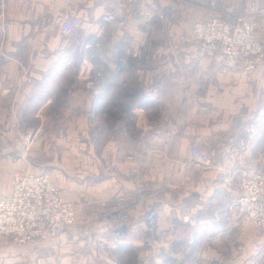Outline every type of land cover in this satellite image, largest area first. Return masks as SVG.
<instances>
[{
  "label": "crops",
  "instance_id": "0c3cea01",
  "mask_svg": "<svg viewBox=\"0 0 264 264\" xmlns=\"http://www.w3.org/2000/svg\"><path fill=\"white\" fill-rule=\"evenodd\" d=\"M106 1L0 0V138L23 139L20 126L29 116L38 125L32 137L44 134L50 111L67 101L66 119L71 116L80 132L93 118L103 124L97 128V168L110 180L102 181L90 200L109 204L127 200L136 188L129 172L140 165L147 194L159 201L157 226L149 231L139 226L151 204L147 200L132 213L138 229H128L122 238L115 237L111 221L102 217L103 208L101 212L81 208L80 215L101 229L95 233L99 250L117 253L141 230L144 235L156 234L165 253L162 264H264V231L235 214V186L225 184L216 170L226 165L234 183L244 173L259 170L262 159L254 156L264 151V66L252 74L242 70L219 74L211 56H199L192 27H187L192 20L177 17L174 22L166 16L157 51L152 50L154 45L136 51L139 38L150 30L138 23L106 45L116 58L127 61L128 68L121 85L94 96L81 85L80 70L69 67L72 52L66 46L81 38L63 39L56 19L75 11L87 20L86 33L99 35ZM200 3L205 7L206 2ZM194 10V19L208 14L206 9ZM259 38L264 43V31ZM144 44L149 46L148 38ZM56 53L63 54L62 66L52 67ZM24 56L33 57L36 66L23 68ZM25 75L30 77L27 82ZM63 87L69 95L57 96ZM251 125H256L257 134L250 133ZM190 147L203 151L213 165L184 166ZM4 153L22 154V143ZM129 154L139 158L130 161ZM7 248L0 237V264L11 261ZM181 251L190 254L188 261L187 254H178Z\"/></svg>",
  "mask_w": 264,
  "mask_h": 264
},
{
  "label": "built area",
  "instance_id": "2783aa9c",
  "mask_svg": "<svg viewBox=\"0 0 264 264\" xmlns=\"http://www.w3.org/2000/svg\"><path fill=\"white\" fill-rule=\"evenodd\" d=\"M200 1L206 2L205 7ZM157 2H161L160 5L157 6ZM106 7L100 17L99 35L87 34V20L75 11L65 12L56 19L63 39L85 36L80 44L79 77L94 96L109 86L121 85L128 68L125 59H118L114 51L106 50L110 38L117 42L119 35L136 21H147L151 30L155 22L163 26L162 20L166 16L175 22L177 15L183 16L186 11H196L194 9L208 11L205 17L192 20V33L199 56H211L217 64L215 70L225 74L231 69H239L252 74L264 66V43L259 38V33L264 31V0H108ZM93 122L97 127H103L100 121L94 119ZM250 133H257L256 125H251ZM126 158L133 161L137 154H129ZM183 165L211 167L213 163L199 148L191 147ZM139 169L140 165L129 172L136 186L131 197L120 198L112 204L98 203L105 210L103 218L113 222L111 226L116 238L123 237L122 229H138L132 223V213L147 200L151 204L139 226L152 230L158 224V198L147 194L148 188L141 181ZM216 170L222 174L225 184L235 186V214L245 217L258 231H264V170L244 173L236 183L226 165L217 166ZM66 195V190L59 187L46 171L27 175L15 172L10 191L0 197V237L6 244L11 240L19 247L57 238L76 225L83 206L78 200H67ZM82 233L88 236L90 232L85 228Z\"/></svg>",
  "mask_w": 264,
  "mask_h": 264
},
{
  "label": "rangeland",
  "instance_id": "374dc122",
  "mask_svg": "<svg viewBox=\"0 0 264 264\" xmlns=\"http://www.w3.org/2000/svg\"><path fill=\"white\" fill-rule=\"evenodd\" d=\"M160 3L157 2L155 4L158 6ZM143 7L145 9V6ZM177 16L179 20L182 19L185 22L194 20V11H186L183 16L181 14ZM143 21H139L143 23L140 24L141 26L148 27L150 25L147 21L145 22L148 24L144 25ZM139 22L136 21L135 23L137 24ZM187 27L190 29L192 26ZM145 29L147 28L145 27ZM164 31L165 27L163 26H153L149 30L148 35L139 38L140 47L136 51L143 52V50L152 45H154L152 46L153 51L159 50V34ZM80 38V40L78 38L72 44L68 42L69 45L66 46L72 52L71 64L69 65L72 69H81V53L79 49L85 36ZM147 38L149 46L144 44L147 42ZM74 43L77 44L74 45ZM109 43H112L111 38L107 42V45ZM62 55L56 53V60L51 65L52 67L62 66L59 65L63 61ZM24 57L20 61L23 68L26 69L36 66L33 57ZM214 62L215 69H218L215 60ZM235 71H239V69H231L225 74L219 71L217 72L221 75H226ZM28 78L30 79L28 75H25L24 82H27ZM81 85L93 95V92L87 90L86 84L83 81H81ZM53 87L51 90H53ZM58 90L56 92L57 96H62L64 93L67 94L66 96L69 95L67 87L59 88ZM65 104H68L67 101H62L59 107L56 106L54 110L52 109V112L50 111L48 114L49 120L46 122L47 124L45 123L43 125L45 128L44 134L41 133L39 136H34L33 134L32 137V131L38 125L31 121L30 116H25V119L28 117V121H25L21 126L19 125L23 131V139L16 141L8 138H0V197L10 191L12 176L15 172L27 175L46 171L52 175L55 183L59 187L66 190L67 200H78L83 204L82 208H92L94 211L101 212L102 207L98 204L101 201L90 200L91 198H89L90 195L96 194L102 181L110 180V176H106L109 175L108 173H102L97 168L99 155L97 154L98 145L96 144V140L99 129H97L98 127L95 125V122H92L84 126L82 132H80L78 125L72 124L74 120L71 116L66 119ZM20 143L23 146L22 154L4 153L5 149L15 148ZM254 158L262 159L256 168L264 170V151L262 155L254 156ZM88 220L79 213L76 225L55 239L34 241L20 247L13 244L11 240L8 241L7 249H9L8 255L9 259H11L9 264H162L165 253H161L159 249L156 234L145 233L147 235H144L139 230V236H133L131 240L128 239L130 243L127 242L120 249L118 248L117 253H111L110 251L99 250L97 248L99 242H97L95 233H98L101 229L98 224H93L95 221ZM111 223L113 222L111 221ZM107 227L109 228L108 225ZM107 227L105 228L108 229ZM85 228L90 232L88 236L82 233ZM120 232L123 235L126 234V230L124 229L120 230ZM141 238H146V240L151 241L142 242ZM182 252L184 255L187 254L184 260L188 261L190 254L186 251H181L178 254H182Z\"/></svg>",
  "mask_w": 264,
  "mask_h": 264
}]
</instances>
